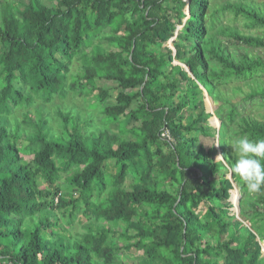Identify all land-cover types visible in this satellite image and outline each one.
I'll use <instances>...</instances> for the list:
<instances>
[{
    "label": "trees",
    "instance_id": "16d2710c",
    "mask_svg": "<svg viewBox=\"0 0 264 264\" xmlns=\"http://www.w3.org/2000/svg\"><path fill=\"white\" fill-rule=\"evenodd\" d=\"M224 14L263 34L221 26ZM261 48L264 7L252 0H0V264H121L130 251L138 264H264V190L250 198L231 146L264 139V122L222 91L241 83V104L264 109ZM203 85L220 104L219 162L198 144L216 133ZM92 93L81 102L98 121L72 127L59 106L42 119L56 99ZM238 192L242 222L229 214ZM73 223L84 233L68 235Z\"/></svg>",
    "mask_w": 264,
    "mask_h": 264
},
{
    "label": "rangeland",
    "instance_id": "374dc122",
    "mask_svg": "<svg viewBox=\"0 0 264 264\" xmlns=\"http://www.w3.org/2000/svg\"><path fill=\"white\" fill-rule=\"evenodd\" d=\"M16 2H25V0H15ZM254 2V4L258 5L259 7L260 6H263L264 7V0H252ZM43 3L47 6H49V3L46 2V1H43ZM262 8V7H261ZM218 20H219V24L221 26H230V28H236L238 31H240L242 34H254V35H258V34H263L261 31L259 30H256V29H252V30H248L246 28H244L242 26V22L240 21L239 18L237 19H233L230 15H227V14H224V15H219L218 16ZM227 42H229L228 40H226ZM225 42V44L228 46L229 43ZM101 44L103 45V49L106 50V51H109L111 48L109 46H106V44H104L103 42H101ZM170 44V43H169ZM171 47V46H170ZM231 49V48H230ZM89 51V50H87ZM87 51H85V53H87ZM258 56L262 59H264V48H261L260 50H258ZM175 64V63H174ZM80 65V62H78V60H75L74 61V65L71 69V75H76V73H78V67ZM97 87H109V88H112L114 87L113 84L111 83H106L104 81H100V84L98 82L95 83ZM233 86H239L241 89H243V91L245 93L249 92L247 87H245L244 85H242L241 83H231L230 86H228L227 88H223L222 91H226L227 94V98L229 100V104H236V106L239 108V111L241 112H245V114L248 116V117H252L254 120L256 121H260V122H264V109H261L260 107H257V104L258 103H254V105H249L248 103H243L241 104V100L243 98V96H240V95H237L233 92V90L231 89ZM204 89V90H203ZM203 89L200 88L201 92H202V103H203V106H204V109L206 111L208 115V118H207V126L208 128L205 127V129H215L216 130V133L214 135V137L212 136V132L208 131V137H205V136H199L198 137V144L201 145L205 150H209V149H215L216 151V154L213 156L214 158V161L215 162H219L221 161V158H220V152H219V149H218V130H219V126H220V123L219 121L217 120V116L215 113V111H217V108H219V105L220 104H216L212 101V99H210V96L211 95L209 93V89L203 85ZM113 96L115 95V92H112ZM82 100H87V104H92L93 101H94V93L92 94H88V95H84L82 96L81 98H79V96L77 97H69L66 101L64 102H59L57 99L54 101V107L52 106H46L47 108V112H42V119L45 118V116H47L48 114L49 115H52L53 111L55 110V106H59L61 107V110L62 112L66 111V110H69L70 111V118H69V123L73 126V123L76 121V118L77 117H81L82 119L79 121V126H83L85 125L86 123V117L91 113L92 115H94V119H92V121H98L97 118L99 117H102L100 112H98L97 110H94L95 106H90L89 105V108L86 109V110H83V103L81 102ZM176 101H179V99H175ZM181 101H183L181 99ZM37 104V102L35 103V105ZM115 104V102H113V99L107 101V103L105 104V106H113ZM239 104V105H238ZM8 107L10 108V110L12 111L8 117V122L11 120H14L16 121V123H19L21 121V110H13L12 109V104L8 103L7 104ZM245 106V107H243ZM243 108V109H241ZM241 109V110H240ZM27 111L29 112V115L31 117H33V108L32 106L29 107L27 109ZM97 111V112H96ZM91 117V115L89 116ZM122 120V118H118V121L120 122ZM218 122V124L216 123ZM15 123V124H16ZM49 125H46V129ZM61 125H57L58 129L60 130V127ZM62 127V126H61ZM50 128H51V131L52 133H54L57 137L58 134L57 131L58 129L55 127L54 125V122L50 124ZM110 129V131L112 133H116V125H111L110 127H108ZM9 129H11V126L9 125ZM89 131V130H88ZM82 132H84V130H82ZM50 133V132H49ZM51 134V133H50ZM211 134V135H210ZM59 138V137H58ZM222 138V137H221ZM25 143L19 141V146L23 145ZM23 159V158H22ZM25 162H29L31 160V157H25L24 158ZM111 165L112 163L111 162H108L106 163V166L107 165ZM65 177L66 175H62L61 176V180L59 181V186L60 187H65ZM227 178H229V173L227 174ZM233 187H235V189L237 190V186L234 184ZM234 189H232L230 191V194L232 193ZM238 191V190H237ZM238 195H239V199H240V194L238 192ZM250 195V198L254 196V193H249ZM240 201V200H239ZM237 209H239V202H238V208H237V205L235 207H232L229 209V214L230 215H234L236 217V219L240 220L241 222L243 221L238 213H237ZM200 212V210H199ZM77 216H80L79 214ZM62 223V222H61ZM245 225V224H244ZM100 226L101 228H105V229H112L111 225L110 224H106V223H103V222H99L97 223V227ZM66 231H67V234L70 235V236H73L75 233H84L83 229L80 227V225H78L77 223H73L71 227H68L66 228ZM262 246V249H261V253L263 252V254H261L262 257H264V247H263V244H261ZM126 252H122L121 254H119L120 256H122L120 258V263H124V264H138V261H139V257H140V253H136L134 251H130L129 253H126Z\"/></svg>",
    "mask_w": 264,
    "mask_h": 264
},
{
    "label": "clouds",
    "instance_id": "9594fccd",
    "mask_svg": "<svg viewBox=\"0 0 264 264\" xmlns=\"http://www.w3.org/2000/svg\"><path fill=\"white\" fill-rule=\"evenodd\" d=\"M231 146L236 154L232 172L239 177L249 193L264 190V139L239 137Z\"/></svg>",
    "mask_w": 264,
    "mask_h": 264
},
{
    "label": "built area",
    "instance_id": "2783aa9c",
    "mask_svg": "<svg viewBox=\"0 0 264 264\" xmlns=\"http://www.w3.org/2000/svg\"><path fill=\"white\" fill-rule=\"evenodd\" d=\"M161 138L166 140L167 142H171V139L169 138V135L167 132H162Z\"/></svg>",
    "mask_w": 264,
    "mask_h": 264
},
{
    "label": "water",
    "instance_id": "95a60500",
    "mask_svg": "<svg viewBox=\"0 0 264 264\" xmlns=\"http://www.w3.org/2000/svg\"><path fill=\"white\" fill-rule=\"evenodd\" d=\"M233 189H235V187H233ZM236 190V189H235ZM238 202H239V198H238V200H237V208H238ZM237 213H238V215H239V209H237Z\"/></svg>",
    "mask_w": 264,
    "mask_h": 264
},
{
    "label": "crops",
    "instance_id": "0c3cea01",
    "mask_svg": "<svg viewBox=\"0 0 264 264\" xmlns=\"http://www.w3.org/2000/svg\"><path fill=\"white\" fill-rule=\"evenodd\" d=\"M110 126H111V125H110ZM161 134H162V133H161ZM161 134H160V139H161V140H164V139L161 138ZM164 141H166V140H164ZM166 142H167V141H166Z\"/></svg>",
    "mask_w": 264,
    "mask_h": 264
}]
</instances>
